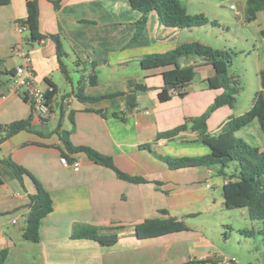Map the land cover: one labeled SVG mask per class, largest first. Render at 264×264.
Segmentation results:
<instances>
[{"label": "crops", "instance_id": "0c3cea01", "mask_svg": "<svg viewBox=\"0 0 264 264\" xmlns=\"http://www.w3.org/2000/svg\"><path fill=\"white\" fill-rule=\"evenodd\" d=\"M27 2L11 0L0 6V122L32 116L30 130H21L0 144V157H11L25 166L51 194L53 210L41 222L40 239L25 240L28 195L35 192V186L29 176L24 177L23 186L14 171L0 163V247L8 249L4 264H216L225 259H232L231 264H264V236L247 237L240 232L251 226L258 229L261 223L250 218L247 208H226V178L204 165L170 167V157L209 152L197 140V132L189 128L171 138L158 137L203 113L221 92L200 86L215 74L213 64L201 56L187 55L180 62L194 65V79L183 91L171 89V99L161 101L164 73L174 66L144 68L141 64L145 55L165 53L182 42L197 40L193 37L197 27L166 26L151 11L140 36L132 40L142 13L130 0H38L40 32L61 36L67 78L55 41L51 37L31 40L28 30H19L18 21L28 15ZM246 22H250L247 16ZM26 56L38 87L45 91L57 87L47 116L34 110L24 88H17L16 68L26 64ZM262 69H256V92L261 89ZM93 73L95 83H91ZM82 78L85 94L97 99L77 97ZM55 103L60 108L59 119L52 116ZM232 108L223 106L212 113L210 133L220 132L235 115ZM60 121L74 145L111 156L121 170L145 181L122 179L84 152L70 154L74 160L65 165L61 157L66 149L56 132ZM237 134L264 149V132L257 121ZM181 144L193 149L180 154L184 153L179 151ZM74 161L80 163L79 169L73 167ZM221 188L223 201L219 203L215 192ZM209 196L214 200L207 202ZM236 209L238 216L231 214ZM172 216L186 228L144 239L136 235V225L145 219ZM76 225H95L101 234L117 232L119 240L107 246L74 238ZM116 226L122 228L116 230Z\"/></svg>", "mask_w": 264, "mask_h": 264}, {"label": "trees", "instance_id": "16d2710c", "mask_svg": "<svg viewBox=\"0 0 264 264\" xmlns=\"http://www.w3.org/2000/svg\"><path fill=\"white\" fill-rule=\"evenodd\" d=\"M11 0H0V6L8 4ZM134 8L142 13L141 19L137 23V30L132 40H136L148 21L151 11H156L162 24L170 27H197L208 23L217 24L205 13H189L187 8L179 0H130ZM28 15L18 22L28 25L29 38L40 40L51 37L56 43L57 55L61 62L62 70L69 78V71L63 62L66 51L59 34L41 33L39 29V4L38 0H28ZM264 11V0H247V20H255L258 12ZM187 55H198L203 60L212 63L215 74L208 78L209 88L219 89L221 92L215 97L207 109L197 116L188 117L187 120L164 132H160L158 137H174L179 132L192 129L197 132V140L209 147V152L197 156H183L178 158H168L171 168L190 165H204L216 168L217 174L226 178L224 185L225 206L228 209L247 208L250 218L260 222L261 226L255 228H243L240 232L247 237L261 234L264 236V149L249 143L239 136L237 131L257 121L264 132V69L260 72L261 89L255 93L252 106L239 115H232L224 123L220 132L212 134L208 129V120L212 113L223 106L233 107L239 92V81L237 76L230 74V67L233 63V53L227 49L214 48L198 40L185 41L174 49L165 53H155L145 55L141 58L144 68H155L161 66H174L164 73L165 86L159 93L161 101H167L172 97V91L168 87L169 83L176 86H188L196 75L194 65H181V58ZM91 83L96 82L95 73L91 74ZM86 82L84 78L79 81L77 97L80 100H94L85 94ZM53 86V85H52ZM57 87L46 90L48 101L54 100ZM185 92H181L184 94ZM25 98L28 99L27 95ZM74 122L73 112L70 114ZM32 116L27 119L16 120L10 123L0 122V144L11 138L21 130L31 129ZM56 132L65 146L62 151L63 156L72 162L74 157L70 154L84 152L87 156L101 165L115 170L118 177L132 181L143 182L145 179L140 176L130 175L121 170L114 162V159L98 152L89 146L74 145L70 139V131L62 128L60 121ZM150 146V145H145ZM7 164L15 173L20 183L25 186L24 177L29 176L35 186V192L30 193L28 207L23 226V238L28 241H38L40 239V226L42 220L52 212L53 200L49 191L41 182L23 165L14 161L11 157H0V163ZM233 165V170L228 172L227 168ZM3 178L0 171V185ZM116 230L121 226L113 227ZM185 223L176 218H148L136 225V235L141 238L157 237L168 233L184 230ZM74 238H88L98 241L103 245H113L119 240L117 232L111 234H101L95 225H76L73 229ZM8 257V249L0 247V264H4Z\"/></svg>", "mask_w": 264, "mask_h": 264}, {"label": "rangeland", "instance_id": "374dc122", "mask_svg": "<svg viewBox=\"0 0 264 264\" xmlns=\"http://www.w3.org/2000/svg\"><path fill=\"white\" fill-rule=\"evenodd\" d=\"M180 2L188 12L192 14L203 12L210 20L217 22L197 26L193 37L214 48L227 49L233 53V63L229 70L230 74L237 76L240 89L232 110L235 115L242 114L251 107L258 88L259 76L256 69L264 66V31H261L264 29V12H259L256 21L246 22L247 0H180ZM200 86L209 87L208 84L201 82ZM202 92L205 96L206 93ZM52 116L59 119L60 108L57 103L54 104ZM181 145L179 151L182 152L183 149L184 153L179 152L180 154L187 155L190 149H193L189 144ZM175 150L177 148L171 149V154ZM232 170L231 164L227 171ZM215 197L219 203L223 201L222 188L215 192ZM213 200L210 196L206 199L207 202ZM233 211L231 214L235 216L240 213L238 209ZM239 222L243 224L242 221Z\"/></svg>", "mask_w": 264, "mask_h": 264}, {"label": "built area", "instance_id": "2783aa9c", "mask_svg": "<svg viewBox=\"0 0 264 264\" xmlns=\"http://www.w3.org/2000/svg\"><path fill=\"white\" fill-rule=\"evenodd\" d=\"M18 28L21 32H25L28 30V25L18 22ZM16 50L18 53L20 52L18 48ZM25 59H26V64L20 65L16 68L17 88L19 89L24 88L25 95H27L28 100L31 102L34 110L42 116H47L51 111V106L48 101L46 91L39 88L35 82L33 69L29 65L30 58L26 56ZM61 161L65 165L70 164V161L67 159L66 156H62ZM72 165L75 169H79L80 167V163L78 161H74ZM231 262L232 259H225L218 261L216 264H231ZM187 264H192V263H187Z\"/></svg>", "mask_w": 264, "mask_h": 264}, {"label": "water", "instance_id": "95a60500", "mask_svg": "<svg viewBox=\"0 0 264 264\" xmlns=\"http://www.w3.org/2000/svg\"><path fill=\"white\" fill-rule=\"evenodd\" d=\"M168 87L170 89H175L178 92L183 91V89H184V86H182V85L176 86L175 83H169Z\"/></svg>", "mask_w": 264, "mask_h": 264}]
</instances>
